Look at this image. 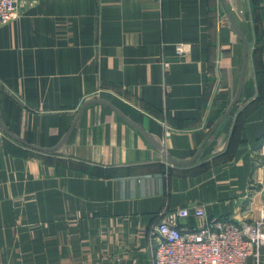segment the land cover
I'll use <instances>...</instances> for the list:
<instances>
[{
	"label": "crops",
	"instance_id": "0c3cea01",
	"mask_svg": "<svg viewBox=\"0 0 264 264\" xmlns=\"http://www.w3.org/2000/svg\"><path fill=\"white\" fill-rule=\"evenodd\" d=\"M18 8L0 25L1 120L19 138L0 125V264H152L151 230L180 209L261 216L264 0ZM229 13L248 41V67L240 101L212 132L244 63ZM180 43L190 51L179 54ZM96 93L150 139L108 105L83 109ZM247 264H264V252Z\"/></svg>",
	"mask_w": 264,
	"mask_h": 264
},
{
	"label": "built area",
	"instance_id": "2783aa9c",
	"mask_svg": "<svg viewBox=\"0 0 264 264\" xmlns=\"http://www.w3.org/2000/svg\"><path fill=\"white\" fill-rule=\"evenodd\" d=\"M18 1L0 0V25L18 19ZM190 47L180 43L177 52L183 54ZM257 155V178L264 185V138ZM262 195L261 216L251 222H236L232 216L209 217L203 206L180 209L173 214L174 219L160 221L151 230L152 264H247L251 257L259 262L264 252V192ZM180 218H194L198 225L180 227Z\"/></svg>",
	"mask_w": 264,
	"mask_h": 264
},
{
	"label": "water",
	"instance_id": "95a60500",
	"mask_svg": "<svg viewBox=\"0 0 264 264\" xmlns=\"http://www.w3.org/2000/svg\"><path fill=\"white\" fill-rule=\"evenodd\" d=\"M229 16H230V19H231V22L234 26V28L236 29L237 33L242 37L243 41H244V47H245V51H244V63H243V68H242V75H241V82H240V86H239V90L237 92V95L235 97V99L232 101V103L230 104L229 108L227 109V111L217 120V122L215 123L213 129H212V132L218 127V125L226 118L228 117L232 110L234 109L235 105L240 101V98H241V93H242V85H243V80H244V76H245V73H246V70H247V67H248V41L244 35V32L242 31L240 25L238 24V22L236 21V19L234 18V16L229 13ZM93 103H103L105 105H108L109 107H111L112 109H114L120 116H122L124 119H126L127 121L133 123L136 127H138V129H140L142 131V133L148 138L150 139V135L144 131V129H142L140 126L136 125L124 112H122L120 109H118L117 107H115L112 103H110L109 101L105 100V99H102V98H93L89 101H87L84 106H83V109L85 106L89 105V104H93ZM77 120V119H76ZM75 122L73 123V125L71 126L70 130L68 131V133L66 134V136L64 137V139L61 141V143L55 147V148H52L51 150H56L58 149L66 140L67 136L72 132L73 128L75 127ZM0 125L2 126L3 130L13 136L14 138L16 139H19L18 137H16L15 135H13L8 129H6V127L3 125L2 123V120H1V113H0ZM209 137L206 139L205 143L202 145L199 153L189 162V163H192L194 161H196L200 155V153L202 152L205 144L207 143ZM154 145H156L157 147L161 148L160 147V144L153 141L152 142ZM175 162V161H174ZM177 162V161H176ZM175 162V163H176ZM178 164H180L181 162H177ZM182 164V163H181Z\"/></svg>",
	"mask_w": 264,
	"mask_h": 264
}]
</instances>
